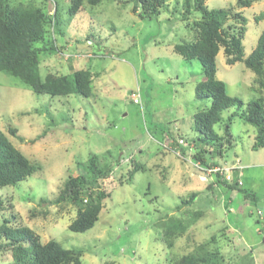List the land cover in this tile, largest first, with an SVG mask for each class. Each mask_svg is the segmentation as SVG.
<instances>
[{"label": "rangeland", "instance_id": "rangeland-1", "mask_svg": "<svg viewBox=\"0 0 264 264\" xmlns=\"http://www.w3.org/2000/svg\"><path fill=\"white\" fill-rule=\"evenodd\" d=\"M12 1L44 6L50 14L59 9L63 36L54 38L59 52L41 56L43 76L70 73L71 66L89 69L95 78L88 98L50 97L0 73V130L41 165L35 176L0 189V225L11 219L13 225L29 226L43 244L54 240L65 249L84 250L82 264H175L209 243L225 264H264V217L244 198L253 194L264 203V148L254 149L256 129L234 117V146L223 159H214L219 166L239 162L243 192L218 184V176L202 180L206 174L190 155L189 147L203 138L194 128V115L207 110L211 100L195 96L196 85L205 79L201 63L174 50L195 41L187 23L200 16L192 13L183 21L186 0H166L161 14L150 20L134 14L129 0L86 1L74 16L68 13L69 0ZM205 5L243 13L247 58L264 30V1L244 9L237 8V0H206ZM216 68L217 79L242 100L243 110L264 99V89L254 86L256 76L242 62L227 65L221 51ZM131 92L140 94L139 104ZM235 111L222 114L216 132L223 134ZM10 128H17L24 141L11 136ZM181 139L185 144L173 145ZM91 158H97L101 172L91 179L110 197L96 225L75 233L69 226L76 208L53 202L70 176H88ZM137 163L144 170L129 179ZM0 264L15 262L0 251Z\"/></svg>", "mask_w": 264, "mask_h": 264}, {"label": "trees", "instance_id": "trees-1", "mask_svg": "<svg viewBox=\"0 0 264 264\" xmlns=\"http://www.w3.org/2000/svg\"><path fill=\"white\" fill-rule=\"evenodd\" d=\"M69 1L68 13L74 16L83 10L86 1L97 5L101 0ZM130 1L133 2V13L140 19L149 20L158 17L166 4V0ZM260 1L264 0H237V8H248ZM205 2L206 0L185 1L183 21H189L192 13H198L200 16L192 23H187L189 30L195 34V41L179 43L174 46V50L183 59L198 60L203 66L205 79L196 85L195 96L196 99L211 100V105L207 110L194 115V128L203 138L197 139L194 152L190 155L195 162L212 167L219 165L215 158L223 159L225 151L234 146L235 139L231 133L234 117H241L256 129L254 149L264 148V99L250 102L243 110L242 100L230 96L226 83L218 80L216 76L217 56L223 51L227 65L242 62L256 76L254 86L264 89V30L259 36L255 50L244 58L243 41L247 35L248 21L243 13L231 9H209ZM259 19L263 20V16ZM55 35L63 36L59 9L56 8L55 12L50 14L44 6L0 0V73L16 78L35 95L69 97L80 94L90 97L95 75L89 69H74L69 66L70 73L42 75L41 56H47L48 52H59L54 43ZM231 108H236V111L224 125L221 135L216 132L215 126L222 123V114ZM9 132L11 136L24 141V138L18 135L17 128H10ZM174 142V146L179 145ZM96 162L97 158H91L88 176H70L53 202L56 205L65 204L76 208V218L69 226V230L75 233H85L96 225L103 202L110 197V193L100 190L98 180L91 179V174L101 175ZM136 165L129 174V179H132L136 172L144 170L143 166L138 163ZM40 170L41 165L25 156L0 130V189L16 187ZM237 175L238 172L235 178ZM217 179L218 184L227 185L231 190L244 191L236 183H228L219 176ZM195 197L196 195H193L191 199ZM244 198L255 206L260 202L253 194L245 193ZM1 206L2 202L0 210ZM13 224V220L4 218L0 225V251L9 253L15 264H82L84 250L65 249L54 240L43 244L39 235L29 226L22 223ZM166 232L169 236L171 231ZM209 244H203L196 252L180 257L175 264H225L221 252H212Z\"/></svg>", "mask_w": 264, "mask_h": 264}, {"label": "built area", "instance_id": "built-area-1", "mask_svg": "<svg viewBox=\"0 0 264 264\" xmlns=\"http://www.w3.org/2000/svg\"><path fill=\"white\" fill-rule=\"evenodd\" d=\"M130 98L133 100L134 103L139 104L140 101V94L139 93H134L132 92L130 95ZM185 144L184 140L181 139L179 140V145H183ZM189 151L193 152L194 149L192 146L189 147ZM239 162L234 163L232 166L228 167V166H212V167H206L203 166L201 163L196 162L195 166L202 172H204V174H206V178L212 177V176H219L222 177L223 180H225L228 183H236L238 184V186H242L243 183L241 181V179H239V174L241 172V169L239 168L238 165ZM238 172L237 177L235 178V174ZM260 215H262V212L259 210L258 212Z\"/></svg>", "mask_w": 264, "mask_h": 264}, {"label": "water", "instance_id": "water-1", "mask_svg": "<svg viewBox=\"0 0 264 264\" xmlns=\"http://www.w3.org/2000/svg\"><path fill=\"white\" fill-rule=\"evenodd\" d=\"M258 208H259V210L262 212V215H263V217H264V203H259V204H258Z\"/></svg>", "mask_w": 264, "mask_h": 264}, {"label": "crops", "instance_id": "crops-1", "mask_svg": "<svg viewBox=\"0 0 264 264\" xmlns=\"http://www.w3.org/2000/svg\"><path fill=\"white\" fill-rule=\"evenodd\" d=\"M240 174H241V172H240ZM239 174V175H240ZM202 180H206V181H208V178H203V177H200ZM214 183V182H213ZM214 187H216V188H218L219 187V185H214ZM236 191H234V193H235Z\"/></svg>", "mask_w": 264, "mask_h": 264}, {"label": "clouds", "instance_id": "clouds-1", "mask_svg": "<svg viewBox=\"0 0 264 264\" xmlns=\"http://www.w3.org/2000/svg\"><path fill=\"white\" fill-rule=\"evenodd\" d=\"M132 93V92H131ZM131 93H130V95H131ZM194 149V148H193ZM194 152V151H193Z\"/></svg>", "mask_w": 264, "mask_h": 264}]
</instances>
